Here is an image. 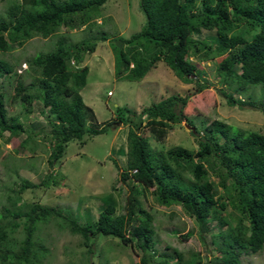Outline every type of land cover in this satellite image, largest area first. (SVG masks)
I'll return each instance as SVG.
<instances>
[{"label":"trees","instance_id":"16d2710c","mask_svg":"<svg viewBox=\"0 0 264 264\" xmlns=\"http://www.w3.org/2000/svg\"><path fill=\"white\" fill-rule=\"evenodd\" d=\"M105 0H8L0 14V54L12 45L21 46L34 36L48 37L58 28H87L93 12ZM144 16L139 30L122 39V47L111 43L114 53V76L141 79L153 64L162 60L183 83L195 82L197 91L205 87L196 60L215 62L219 93L226 104H243L234 96L260 85L264 100V0H138ZM202 29H215L210 46L192 38ZM106 40L103 33L92 41H66L59 34L54 46L25 58L26 67L16 72L14 64L0 58V73L14 80L13 91L23 105L26 100L40 102L49 121L47 162L61 157L66 143L84 136L102 134L118 123L128 121L126 129L125 166L117 179L127 185L125 209L115 213L107 204L97 212L94 222L78 223L52 206L32 204L26 211H6L7 227H0V264H40L46 249L33 239L37 222L61 217L64 227L77 234L85 244L98 235L116 238L140 251L137 262L130 264H183L182 254L175 248L158 251L153 215L141 206V185L160 205L179 204L196 223L200 238L209 223L216 224L211 233L209 259L212 264H241L239 255L256 253L264 247V134L213 120L200 133L182 112L186 96L169 95L146 107L136 115L126 107H116L106 122L96 120L93 109L86 105L80 90L86 84L88 68L82 64L85 54L93 51L95 40ZM151 48L152 52L149 50ZM23 78H28L25 84ZM250 88V89H251ZM258 92V93H259ZM257 93V94H258ZM247 94V104L264 114V102L256 106ZM4 93L0 90V135L14 136L23 132L16 116H7ZM28 113L29 110H23ZM135 115V119L129 118ZM128 116V117H127ZM186 122L191 128L195 150L173 146L153 149L144 134L145 127L157 140L165 136L172 124ZM30 136L18 143L24 149ZM26 144V145H24ZM32 150V146L28 148ZM33 151V150H32ZM214 179H210L208 171ZM49 173L37 184L21 180L19 190L48 185ZM54 182V181H53ZM222 189L223 194L219 193ZM230 205L237 213L224 211ZM23 217L21 238L12 233L18 227L14 220ZM192 262V261H190ZM198 259L193 264H198Z\"/></svg>","mask_w":264,"mask_h":264},{"label":"rangeland","instance_id":"374dc122","mask_svg":"<svg viewBox=\"0 0 264 264\" xmlns=\"http://www.w3.org/2000/svg\"><path fill=\"white\" fill-rule=\"evenodd\" d=\"M137 1L105 0L93 12V19L87 28L69 30L61 27L56 34L48 37L34 36L21 46L12 45L8 51L0 54V58L13 63L17 70L24 64L26 57L50 50L59 34H64L66 41L74 43L92 41L93 37L103 33L106 40L96 39L93 51L85 54L82 64L87 66L88 74L86 84L80 90L83 102L91 105L98 122L112 118L116 107H126L136 115L142 107L169 95H181L186 96L182 112L200 133L213 120H220L243 130L264 134V114L247 104L249 92L254 94L250 100L255 105L264 102L260 96L262 92H259L260 85L253 88L247 86V92L243 94L234 93L236 98L244 100L243 104H226L218 91L224 85L220 86L214 68L219 57L199 61L190 57L201 71L198 83L205 84L200 91H197L194 81H180L162 60L156 61L141 79L132 80L125 76L117 78L113 75L114 53L109 51L111 43L122 41L137 32L144 21ZM7 4L8 0H0V14ZM214 35V28H200L192 38L213 46L211 37ZM147 50L152 52L151 48ZM23 80L25 84L28 82V78ZM14 83V80H7L0 73V90L4 93L7 116H16L23 128V132L14 136L8 135L7 131L0 135V227H7L10 220L5 209L23 212L35 203L52 206L64 216L74 217L78 223L86 225L94 222L97 212L107 204L114 205L115 213L123 212L128 190L127 185L117 179V175L119 168L125 166L128 121L114 125L115 130L108 128L105 133L84 136L82 144L78 140L68 141L61 157L49 164V121L45 117L46 112L37 100H26L22 105L13 91ZM25 109L29 112L24 113ZM135 115L128 114L131 119H135ZM190 131L191 128L184 121L172 124V128L160 140L145 127L137 130L146 136L155 150L173 146L195 150ZM27 135L30 139L26 148H19L18 143ZM30 146L33 151L28 149ZM208 172L210 179L215 180L212 171ZM48 173V185L19 190L21 180L37 184ZM141 190L138 195L141 206L153 215L158 240L155 248L165 252H170V249H165L166 244L169 248H175L181 252L183 264H193L197 259L198 264H212L208 261L212 248L209 235L216 231V224L209 223L206 231L201 232L203 238H200L196 223L179 204L160 205L153 199L150 188L141 185ZM219 193L223 194L222 189ZM224 213L233 216L237 212L227 205ZM14 220L18 227L11 238L19 240L23 217ZM64 224L61 217L35 224L33 239L46 249L40 264H130L139 259L138 249L108 235H98L93 241L90 238L83 244L82 238L71 234ZM239 259L241 264H264V247L256 253H242Z\"/></svg>","mask_w":264,"mask_h":264},{"label":"water","instance_id":"95a60500","mask_svg":"<svg viewBox=\"0 0 264 264\" xmlns=\"http://www.w3.org/2000/svg\"><path fill=\"white\" fill-rule=\"evenodd\" d=\"M114 44H115V46H116L117 48H120L121 45H122V41H120V40H116V41L114 42Z\"/></svg>","mask_w":264,"mask_h":264},{"label":"clouds","instance_id":"9594fccd","mask_svg":"<svg viewBox=\"0 0 264 264\" xmlns=\"http://www.w3.org/2000/svg\"><path fill=\"white\" fill-rule=\"evenodd\" d=\"M24 65V66H23ZM26 67L25 63L22 64L21 68L17 69V72H20L22 69H24ZM107 94H109V91L107 92ZM189 126V125H188ZM190 127V126H189Z\"/></svg>","mask_w":264,"mask_h":264},{"label":"crops","instance_id":"0c3cea01","mask_svg":"<svg viewBox=\"0 0 264 264\" xmlns=\"http://www.w3.org/2000/svg\"><path fill=\"white\" fill-rule=\"evenodd\" d=\"M109 51L111 52V50L109 49ZM87 74H88V72H87ZM114 75V74H113ZM88 106H90L91 107V105L90 104H87ZM116 128V127H115ZM115 128H113L114 130H115ZM117 128H119V127H117ZM116 133V132H115ZM114 132H113V134H115Z\"/></svg>","mask_w":264,"mask_h":264},{"label":"built area","instance_id":"2783aa9c","mask_svg":"<svg viewBox=\"0 0 264 264\" xmlns=\"http://www.w3.org/2000/svg\"><path fill=\"white\" fill-rule=\"evenodd\" d=\"M24 66V65H23Z\"/></svg>","mask_w":264,"mask_h":264}]
</instances>
